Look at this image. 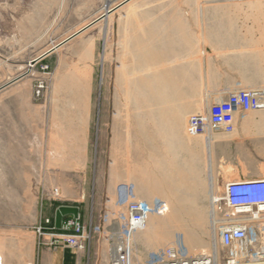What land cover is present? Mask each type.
<instances>
[{"label": "rangeland", "instance_id": "rangeland-1", "mask_svg": "<svg viewBox=\"0 0 264 264\" xmlns=\"http://www.w3.org/2000/svg\"><path fill=\"white\" fill-rule=\"evenodd\" d=\"M261 86L264 0H0V264H33L47 248L36 227L45 219L55 226L60 206L78 207L69 204L83 205L90 243L112 255L110 236L131 199L130 184L137 200L161 197L169 206L149 217L138 241L190 257L219 256L212 183L220 194L221 173L234 180L238 163L245 175L257 169L243 164L236 144L234 162L212 150L210 161L198 154L191 163L181 146L170 155L165 143L153 148L165 161L147 163L146 127L152 113L169 112L178 93H202L204 102L205 94ZM204 111L202 103L185 121V134L203 146L206 135L186 130L190 115ZM261 113L241 118L264 120ZM34 135L35 145L28 144ZM170 166L186 170L187 184L196 177L198 208L172 209L184 204L153 193Z\"/></svg>", "mask_w": 264, "mask_h": 264}, {"label": "built area", "instance_id": "built-area-1", "mask_svg": "<svg viewBox=\"0 0 264 264\" xmlns=\"http://www.w3.org/2000/svg\"><path fill=\"white\" fill-rule=\"evenodd\" d=\"M41 70L46 73L48 66H41ZM44 88V81L39 79L37 93ZM258 110H264V86L235 90L211 104L206 111L190 115L186 131L189 136L206 135L210 140L214 133L234 132L238 117ZM122 191L125 192L124 189ZM134 192L135 186L130 184L131 199L124 201L125 214L113 225L110 264H132L135 234L146 228L152 214H163L168 210L167 202L162 199L137 200ZM54 195L61 198L59 189L54 190ZM211 207L212 224L222 249L220 261H216L217 253L214 256L190 257L185 249L167 248L159 250L153 258L154 263L264 264V178L228 181L219 198L212 196ZM96 229L99 230L98 227ZM36 232L42 244L49 249L69 245L85 251L92 239L91 228L78 217L64 220L59 230L50 219H45L36 227Z\"/></svg>", "mask_w": 264, "mask_h": 264}, {"label": "crops", "instance_id": "crops-1", "mask_svg": "<svg viewBox=\"0 0 264 264\" xmlns=\"http://www.w3.org/2000/svg\"><path fill=\"white\" fill-rule=\"evenodd\" d=\"M48 58V57H46ZM250 89V88H249ZM228 93H222L220 96H215L213 94H205L204 102L201 100L203 97L202 93H178L173 95L172 98L175 99L172 102V107L166 115H155L152 113L153 123L151 127L147 126L146 133V157L147 163L154 164L155 162L165 161V153L161 150L154 151V146H163L167 144L170 155H172L173 150H176L181 146L182 154L187 156V161L191 163L197 161L196 156L198 154L202 159L211 160L212 150H221L234 162L232 145H241V154L246 157L242 159L243 164L253 166L257 170L250 172L245 175L242 172V168L238 163L237 179H259L264 178V120L257 121H242L243 118L238 117L236 123V129L232 133L217 132L214 133L210 140L206 139L205 146L201 143L200 139H189L185 134V121L186 116L195 108L200 107L204 103V108L207 109L209 105L216 102L218 98H226ZM146 97H149V93H146ZM219 100V99H218ZM153 105V103H152ZM261 118L264 119V113L260 114ZM152 129V131H150ZM34 134L37 130V125H33ZM246 130V132H245ZM250 130V131H249ZM36 135L28 137V144L35 145ZM252 143L254 150H251L247 146L246 142ZM178 154V153H177ZM168 158V157H167ZM169 162L170 159L168 158ZM260 166V167H259ZM163 169V168H162ZM175 170V174H174ZM149 171V168H147ZM186 170H176V168H168V174L162 177L167 179V182H162L153 189V193L161 194L173 202L184 204L172 206V209H196V203L201 202L200 192H197V185L199 184L194 175L190 176L191 182L187 184L184 173ZM185 178V179H184ZM214 179H212L213 182ZM235 180V179H234ZM201 181V180H200ZM231 181L230 175L227 171L225 174L221 173L217 177V183L220 186H225V184ZM166 184L167 190L163 188V184ZM211 196L217 194L219 191H215L214 183H212ZM185 185L189 188L186 190L182 187ZM224 190V189H223ZM219 194V193H218ZM222 194V193H220ZM159 198L166 202L165 199L161 197H154L151 200ZM76 205L79 207L80 216L82 222L86 223L84 219L85 208L80 204H69ZM169 209V206H168ZM149 225V223H148ZM148 225L146 229L148 228ZM145 229V228H144ZM138 233L135 234L134 250L132 252V264H151L154 263L153 258L159 253V250L149 249L143 243L137 240ZM99 241H94L89 244L85 251L78 250L69 245H60L55 248H41L38 251L37 257L33 264H106L107 259H111L112 255H106L103 251L98 249ZM221 252L217 256L216 261L221 260ZM157 264V263H154ZM217 264V263H216Z\"/></svg>", "mask_w": 264, "mask_h": 264}, {"label": "water", "instance_id": "water-1", "mask_svg": "<svg viewBox=\"0 0 264 264\" xmlns=\"http://www.w3.org/2000/svg\"><path fill=\"white\" fill-rule=\"evenodd\" d=\"M52 50L50 49L48 52L44 53L41 55L40 58L45 57L48 53H50ZM40 58L34 59L31 61V63H36ZM73 215L74 217H78L79 216V209L78 207L75 206H60L57 210H56V215H55V227L57 229H60L62 227V223H63V218L66 215Z\"/></svg>", "mask_w": 264, "mask_h": 264}, {"label": "bare ground", "instance_id": "bare-ground-1", "mask_svg": "<svg viewBox=\"0 0 264 264\" xmlns=\"http://www.w3.org/2000/svg\"><path fill=\"white\" fill-rule=\"evenodd\" d=\"M83 29V28H82ZM79 32V31H78ZM76 34V33H75ZM32 64V63H31ZM213 104V103H212ZM210 106V105H209ZM208 106V107H209ZM222 194L214 195L216 198H219ZM148 225V224H147ZM147 227V226H146ZM1 259V258H0ZM205 263V262H204Z\"/></svg>", "mask_w": 264, "mask_h": 264}]
</instances>
